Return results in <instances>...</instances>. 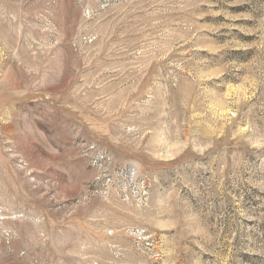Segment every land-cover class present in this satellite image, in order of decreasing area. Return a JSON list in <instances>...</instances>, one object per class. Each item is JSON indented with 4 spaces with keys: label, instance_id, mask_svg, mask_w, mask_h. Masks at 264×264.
Instances as JSON below:
<instances>
[{
    "label": "rangeland",
    "instance_id": "1",
    "mask_svg": "<svg viewBox=\"0 0 264 264\" xmlns=\"http://www.w3.org/2000/svg\"><path fill=\"white\" fill-rule=\"evenodd\" d=\"M0 264H264V0H0Z\"/></svg>",
    "mask_w": 264,
    "mask_h": 264
}]
</instances>
